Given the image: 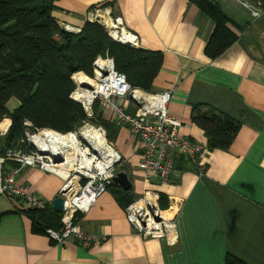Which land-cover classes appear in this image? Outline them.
<instances>
[{
  "label": "crops",
  "instance_id": "crops-1",
  "mask_svg": "<svg viewBox=\"0 0 264 264\" xmlns=\"http://www.w3.org/2000/svg\"><path fill=\"white\" fill-rule=\"evenodd\" d=\"M212 1L228 17L227 28L237 39L215 58L207 54L213 22L191 0H60L55 4L53 16L61 27L81 29L91 9L108 5L139 35V48L163 55L151 91H173L169 113L183 123L181 136L204 146L201 163L206 169L200 174L178 158L181 175L175 182H146L137 169L142 158L139 141L127 128L116 125L111 112H105V119L118 128L110 141L124 160L132 188L124 191L115 185L78 215V224L107 241L92 249L73 241L53 242L46 234L34 232L25 212L29 207L21 199L0 196V264H226L229 256L244 264H264V11L253 18L240 4ZM19 104L10 100L9 111ZM196 107L239 122L240 130L228 150L209 149L205 131L193 120ZM7 119L11 122L5 117L0 123L9 125ZM7 132L0 130L1 136ZM12 168L7 165L5 171ZM16 184L52 202L62 181L39 167H26L16 176ZM146 189L158 192L168 207L173 201L181 204L176 216L177 245L146 240L127 221V205Z\"/></svg>",
  "mask_w": 264,
  "mask_h": 264
},
{
  "label": "built area",
  "instance_id": "built-area-1",
  "mask_svg": "<svg viewBox=\"0 0 264 264\" xmlns=\"http://www.w3.org/2000/svg\"><path fill=\"white\" fill-rule=\"evenodd\" d=\"M218 1L240 4L253 18L259 17L264 11V0ZM86 22L102 26L108 36L117 43L140 47L139 35L127 28L124 19L116 15L108 5L91 9L86 14ZM63 29L75 34L82 32L81 28L68 24L64 25ZM84 76L83 83L74 80L76 89L70 97L82 105L89 120L67 133L51 129H36L35 133L54 134L60 141L72 142L73 146L69 151L61 152L58 157L42 156L32 143L30 135L28 141L35 147V152L30 151L29 154L22 155L9 149L0 154V196L21 199L31 208L45 209L48 204L52 206V202L40 198L26 186L17 185L16 176L23 168L39 167L58 177L62 185L57 197H61L65 202L62 226L59 230L48 229L46 235L56 243L73 241L84 248L92 249L102 245L107 239L103 235L86 233L78 224V215L86 213L108 191L118 173L117 169L124 163L115 146L111 141L108 143L107 130L102 125L93 123L96 104L102 111L111 112L116 125L127 128L139 141L142 158L137 169L143 174L146 182L153 179H158L163 184L175 182L181 175V170L177 168L178 158L191 163L200 174H203L206 167L201 163L204 146L181 136L183 123L169 113L173 91L148 92L132 87L127 77L116 70L114 60L109 56L98 57L94 62V75ZM24 125L33 128L32 122L28 120H25ZM86 130L102 135L107 146L114 152L116 162L107 169H104L101 158L94 155L93 150L80 145V134ZM67 157L71 158L73 169L67 171L69 174L64 178L58 170L66 171L64 167L59 166H63L62 163L64 160L66 162ZM56 158H60V162H57ZM10 161L18 163L19 166L5 171L4 167ZM180 207L179 202L173 201L167 209H163L161 195L152 189H146L127 206L125 215L132 228L144 239L166 240L169 245L175 246L178 243L176 216Z\"/></svg>",
  "mask_w": 264,
  "mask_h": 264
},
{
  "label": "trees",
  "instance_id": "trees-1",
  "mask_svg": "<svg viewBox=\"0 0 264 264\" xmlns=\"http://www.w3.org/2000/svg\"><path fill=\"white\" fill-rule=\"evenodd\" d=\"M58 1L0 0V121L5 117L12 121L6 137L0 136L2 152L12 149L23 137L25 120L32 122L35 130L61 133L73 131L89 120L82 105L70 97L76 89L72 76L82 72L93 76L98 57H111L116 70L127 77L132 87L148 92L162 68L161 53L117 43L97 23L86 22L81 34L67 32L53 16ZM191 1L213 22L207 54L215 58L237 40L227 28L228 17L212 0ZM12 99L20 104L10 112L8 103ZM200 108L196 107L193 120L205 131L209 149L228 150L240 130L239 122L216 110L202 112ZM104 116L105 111L96 104L92 120L107 129L112 141L118 128ZM7 165L19 166L14 162ZM112 188L114 184L108 190ZM116 196L120 197L118 193ZM27 206L25 212L33 222L34 232L46 234L48 229L61 228L62 213L50 204L45 209ZM161 207L168 208L163 203ZM226 264L244 263L229 256Z\"/></svg>",
  "mask_w": 264,
  "mask_h": 264
},
{
  "label": "bare ground",
  "instance_id": "bare-ground-1",
  "mask_svg": "<svg viewBox=\"0 0 264 264\" xmlns=\"http://www.w3.org/2000/svg\"><path fill=\"white\" fill-rule=\"evenodd\" d=\"M85 76L81 74H75L73 79L76 82L84 81ZM8 129L7 122L0 123V130L2 132H6ZM80 145H84V147L89 148L94 151V155H97L101 158V162H103L104 169H107L111 165L116 162V157L114 152L107 146L105 140L103 139L102 135H99L97 132L94 131H84L81 134ZM31 141L34 146L39 150L40 155L47 156L50 155L51 157H58L61 152H67L73 146V143L68 140L60 141V138L51 133H41V134H34L31 136ZM78 142L79 141H75ZM81 150V146H79V151ZM94 160V158H92ZM65 161V160H64ZM62 163L66 171L63 169L57 168L60 174L66 178L68 176L67 171H71L73 169L72 161L70 157H67L66 162ZM100 166V164H98Z\"/></svg>",
  "mask_w": 264,
  "mask_h": 264
},
{
  "label": "rangeland",
  "instance_id": "rangeland-1",
  "mask_svg": "<svg viewBox=\"0 0 264 264\" xmlns=\"http://www.w3.org/2000/svg\"><path fill=\"white\" fill-rule=\"evenodd\" d=\"M81 73V72H80ZM83 74H81V75H83L84 76V74H86V73H84V72H82ZM75 74H77V73H75ZM75 74L72 76V80H73V82H74V79H73V77L75 76ZM86 75H88V74H86ZM94 75V74H93ZM89 76V75H88ZM74 84H75V82H74ZM75 91V90H74ZM72 99V98H71ZM73 100V99H72ZM75 101V100H74ZM75 102H77V101H75ZM78 103V102H77ZM80 104V103H79ZM86 113V112H85ZM9 121V120H8ZM86 121H88V120H86ZM12 122V121H11ZM85 122V121H84ZM93 123H95V124H98V125H100L99 123H97V121H93ZM104 127V126H103ZM105 128V127H104ZM10 129V127L8 128V131H10L9 130ZM106 129V128H105ZM107 130V129H106ZM56 131V130H55ZM23 132V137H20L18 140H17V144L12 148L14 151H16V152H20V153H22V155H27V154H29L30 153V151H36L35 150V147L33 146V144H31V143H29V141H28V136H32V135H34L36 132H37V130H35V129H33L32 127H28V126H25L24 125V131H22ZM6 133V132H5ZM107 134H108V131H107ZM7 135V134H6ZM0 136H1V134H0ZM1 137H6V136H1ZM107 141H108V143H110V139L107 137ZM9 150V149H8ZM7 151V150H6ZM6 151H4V152H2V151H0V154H4V153H6ZM10 162H12V161H10ZM14 163H16V162H14ZM24 169V168H23ZM118 172L119 171H125V166L122 164V166H120L118 169ZM21 172V171H20ZM20 186V185H19Z\"/></svg>",
  "mask_w": 264,
  "mask_h": 264
},
{
  "label": "water",
  "instance_id": "water-1",
  "mask_svg": "<svg viewBox=\"0 0 264 264\" xmlns=\"http://www.w3.org/2000/svg\"><path fill=\"white\" fill-rule=\"evenodd\" d=\"M57 162H60V158L55 159ZM113 184L120 186L124 191H130L132 188V183L124 171H119L113 178ZM64 200L61 197H57L52 201V208L58 212L63 213L64 211Z\"/></svg>",
  "mask_w": 264,
  "mask_h": 264
}]
</instances>
